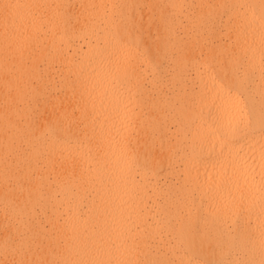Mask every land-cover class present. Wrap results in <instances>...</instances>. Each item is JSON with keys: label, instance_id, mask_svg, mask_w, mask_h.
I'll return each instance as SVG.
<instances>
[{"label": "bare ground", "instance_id": "bare-ground-1", "mask_svg": "<svg viewBox=\"0 0 264 264\" xmlns=\"http://www.w3.org/2000/svg\"><path fill=\"white\" fill-rule=\"evenodd\" d=\"M0 264H264V0H0Z\"/></svg>", "mask_w": 264, "mask_h": 264}]
</instances>
